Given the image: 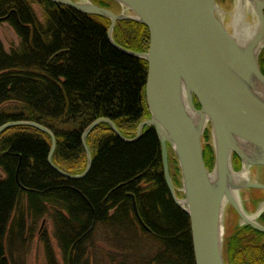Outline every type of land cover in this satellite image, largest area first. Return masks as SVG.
I'll return each instance as SVG.
<instances>
[{
    "label": "trees",
    "instance_id": "trees-1",
    "mask_svg": "<svg viewBox=\"0 0 264 264\" xmlns=\"http://www.w3.org/2000/svg\"><path fill=\"white\" fill-rule=\"evenodd\" d=\"M94 3L120 11L107 0ZM3 23L18 43L7 52L0 41V127L32 122L47 128L56 142L52 163L72 176L86 169L81 135L95 120H110L123 138H135L138 125L150 118L147 64L111 46L109 20L43 0H0ZM113 40L125 50L146 53L149 32L120 21ZM259 65L264 75V49ZM194 106L199 108L196 100ZM142 133L125 143L108 125H98L86 140L91 168L78 180L50 168L51 140L44 132L20 126L1 133L0 264H23L34 227L44 218L52 224L61 264H195L189 216L170 197L158 135L153 128ZM203 159L210 170L208 145ZM170 167L173 184L180 188L172 154ZM233 168L240 169L236 156ZM255 193L250 211L264 199L263 192ZM260 221L264 225V215ZM224 260L264 264V234L236 228L226 238ZM48 264L56 263L48 257Z\"/></svg>",
    "mask_w": 264,
    "mask_h": 264
},
{
    "label": "water",
    "instance_id": "water-1",
    "mask_svg": "<svg viewBox=\"0 0 264 264\" xmlns=\"http://www.w3.org/2000/svg\"><path fill=\"white\" fill-rule=\"evenodd\" d=\"M43 1L110 21L107 38L111 46L147 64L145 102L150 118L140 123L132 140L123 138L110 120L92 122L81 135L87 166L75 176L52 163L56 142L47 128L13 122L1 126L0 134L20 126L44 132L51 140L50 168L69 180H78L91 168L86 140L98 125H108L125 143L137 141L143 129L153 128L170 197L189 216L195 264H226L222 231L227 207L239 217V228L250 227L264 234L259 223L264 210L259 207L248 214L241 197L244 190L264 192V183L238 177L243 171L264 169V75L259 66L264 49V0H234L228 23L226 10L218 7L216 0H107L119 7V13L94 0ZM249 14L251 22L246 21ZM120 21L147 28L146 53L125 50L114 42L113 31ZM205 132L213 153L210 170L203 159ZM170 152L180 173V188L173 184ZM234 156L240 161L239 171L233 168ZM131 198L135 217L144 227Z\"/></svg>",
    "mask_w": 264,
    "mask_h": 264
},
{
    "label": "rangeland",
    "instance_id": "rangeland-1",
    "mask_svg": "<svg viewBox=\"0 0 264 264\" xmlns=\"http://www.w3.org/2000/svg\"><path fill=\"white\" fill-rule=\"evenodd\" d=\"M233 9H234V7H233V3H232L231 6L228 8V10L225 11L226 14H228L225 18V22L228 23V20H229L228 17L231 15V12ZM35 10H36L37 14L40 16L41 12H40V9L38 6H35ZM246 21H248V22L252 21V15L251 14L248 15V19ZM0 41L3 44V46L7 52L12 47L16 46L18 43L17 37L14 35L13 31L10 29V27L7 24H4V23L0 25ZM199 108H196V109H199ZM136 132H137V130H136ZM207 142L208 141H205L206 144H204V147L207 145L209 146L210 142L209 143H207ZM170 154H172V153L170 152ZM0 177H3L1 173H0ZM256 178H257V176L255 175L254 179H256ZM260 206L261 205L256 206L255 210L250 211V213L248 212V214L255 213L256 210ZM231 213L233 214V212L230 211V208H228V207L225 208L224 220H223V231H222V238H223V243H224L223 249L224 250H225L226 238L228 236L230 238L232 236V232H233ZM236 220H235V223H237L239 225V222H237ZM43 221H44V223H43ZM237 228H239V227H237ZM45 244H47V245L45 246ZM47 246H48V249L45 248ZM57 247L58 246H57L56 240L54 238V231H53L52 224L46 218L41 219L36 224V226L34 227L33 235L26 245L27 252H26V255L22 259V263L23 264H48V257H51V258H53V260L55 261L56 264H61V259H60L61 253Z\"/></svg>",
    "mask_w": 264,
    "mask_h": 264
},
{
    "label": "flooded vegetation",
    "instance_id": "flooded-vegetation-1",
    "mask_svg": "<svg viewBox=\"0 0 264 264\" xmlns=\"http://www.w3.org/2000/svg\"><path fill=\"white\" fill-rule=\"evenodd\" d=\"M233 2H234V0H216L217 5L223 10H228V8L231 6V4ZM255 175L257 176L256 179H254ZM249 178H250V180L252 182L263 184L264 183V169H254V170H252ZM255 191H260V190H251V189L250 190H244V191H242V194H241V197H242V200H243V203H244V207H245L246 211L249 212V213H250V209L252 208L253 204L255 202H257V198L258 197H257V193H255ZM260 192H262V191H260ZM263 204H264V199L262 201H258L257 206L261 205L260 207H262ZM230 211H232L231 208H230ZM263 215H264V213H263ZM231 216H232L231 218H232V224H233L232 228H233V230H235L238 227V224L235 223V219H234V216H233L232 213H231ZM236 221L237 222L240 221L238 216H237V220ZM259 223L261 225H263L261 223V221H259Z\"/></svg>",
    "mask_w": 264,
    "mask_h": 264
},
{
    "label": "bare ground",
    "instance_id": "bare-ground-1",
    "mask_svg": "<svg viewBox=\"0 0 264 264\" xmlns=\"http://www.w3.org/2000/svg\"><path fill=\"white\" fill-rule=\"evenodd\" d=\"M244 27H245V30H248V28H249L247 25ZM252 170H254V169H251L248 173H247V171H243L241 174L238 175V177L244 178V179L247 178L250 180L249 176H250ZM261 209L264 210V205L261 207Z\"/></svg>",
    "mask_w": 264,
    "mask_h": 264
}]
</instances>
